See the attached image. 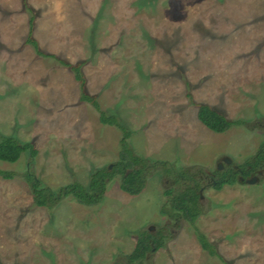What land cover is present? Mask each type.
<instances>
[{"label":"rangeland","instance_id":"obj_1","mask_svg":"<svg viewBox=\"0 0 264 264\" xmlns=\"http://www.w3.org/2000/svg\"><path fill=\"white\" fill-rule=\"evenodd\" d=\"M0 0V134L38 149L0 161V264H114L140 231L164 230L165 245L140 264H264V168L213 187V174L239 167L264 141V0ZM34 16L41 50L83 62L87 90L133 131L141 155L196 174L203 214L194 227L161 213L173 176L154 174L139 195L108 182L104 200L34 204L24 174L46 186L87 185L92 170L119 160L121 131L81 100L73 71L26 43ZM205 102L246 125L224 133L197 118ZM231 159V162H227ZM221 166V167H220Z\"/></svg>","mask_w":264,"mask_h":264},{"label":"trees","instance_id":"obj_2","mask_svg":"<svg viewBox=\"0 0 264 264\" xmlns=\"http://www.w3.org/2000/svg\"><path fill=\"white\" fill-rule=\"evenodd\" d=\"M27 6V2L25 0ZM28 7V6H27ZM28 9L31 11L30 7ZM34 16L29 21V33L26 43L34 47L36 53L42 57L57 59L62 65L70 68L79 82L81 89V100L90 103L98 112L103 124L116 126L122 133L120 139L119 160L109 166L92 170L90 181L87 185L79 181L53 189L46 186L36 175L28 169L24 177L28 182L34 204L48 209H54L62 200L73 198L85 206L100 204L106 194L108 182L114 177H119L120 188L131 195H139L146 187L148 180L159 171L173 176V184L166 188L164 194L167 197L166 204L162 206L161 213L169 219L185 220L190 223L202 248L210 255L226 260L216 249L215 245L208 239L206 234L197 226L196 222L203 214L200 203V183L196 174L187 171H176L174 164L163 160H154L138 153L130 143L133 131L126 126L114 113L103 110L97 98L87 90V79L83 71V62L73 64L59 58L56 54L41 50L37 39L34 37ZM197 106V118L208 129L216 133H224L230 128L246 125L245 119H229L224 113L205 102H194ZM27 153L33 160L38 149L32 141H21L14 135L0 134V161L15 163L21 156ZM264 168V141L260 144L256 153L245 160L239 167L232 166L217 171L213 174V187L222 189L225 185H234L245 182L257 174L258 170ZM0 176L4 179H12L15 173L0 169ZM165 245L164 230L157 233L151 231H140L135 249L124 257L123 263L114 264H140L147 258L150 251L159 249ZM227 263V262H226Z\"/></svg>","mask_w":264,"mask_h":264},{"label":"water","instance_id":"obj_3","mask_svg":"<svg viewBox=\"0 0 264 264\" xmlns=\"http://www.w3.org/2000/svg\"><path fill=\"white\" fill-rule=\"evenodd\" d=\"M227 162H231V159H228ZM221 167V166H220ZM255 177L253 179H247V182H254L255 181Z\"/></svg>","mask_w":264,"mask_h":264}]
</instances>
